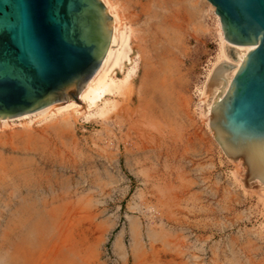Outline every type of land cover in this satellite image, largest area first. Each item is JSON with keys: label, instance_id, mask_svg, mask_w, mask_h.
<instances>
[{"label": "rangeland", "instance_id": "1", "mask_svg": "<svg viewBox=\"0 0 264 264\" xmlns=\"http://www.w3.org/2000/svg\"><path fill=\"white\" fill-rule=\"evenodd\" d=\"M198 1L197 32L169 47L168 148L131 135L139 103L113 96L73 97L69 126L48 111L0 127V264H264V196L243 188L204 115L221 40L215 7Z\"/></svg>", "mask_w": 264, "mask_h": 264}, {"label": "water", "instance_id": "2", "mask_svg": "<svg viewBox=\"0 0 264 264\" xmlns=\"http://www.w3.org/2000/svg\"><path fill=\"white\" fill-rule=\"evenodd\" d=\"M208 1L225 39L256 44L211 108L210 130L230 160H246L245 184H264V0ZM112 27L101 0H0V119L77 96Z\"/></svg>", "mask_w": 264, "mask_h": 264}, {"label": "bare ground", "instance_id": "3", "mask_svg": "<svg viewBox=\"0 0 264 264\" xmlns=\"http://www.w3.org/2000/svg\"><path fill=\"white\" fill-rule=\"evenodd\" d=\"M119 1L101 0L113 20L112 33L99 66L82 86L77 96L87 101L89 107L96 106L99 101H107L112 96L122 99L128 105L139 103V108L135 110V114H139L137 117L139 122L129 125L131 135L133 132L143 145L150 144L151 148H168L171 139H168L166 133L171 120L167 118L166 104L167 100L172 101L171 93H169V84L172 82V78L168 75L171 70L169 47L173 45L175 38L178 39L184 34L185 30L191 36L197 32L201 12L199 1L124 0L121 5L129 12L130 26L126 27L128 30L126 28L123 30ZM216 16L219 20L221 41L219 59L207 79L208 102L204 115L208 125L211 108L223 99L247 52L256 47V44H236L225 39L217 13ZM135 53H137L136 60L132 58ZM126 61L130 63L126 78L116 80L114 76L116 68L123 70ZM136 85L139 86L138 90ZM72 98L59 100L18 116L0 119V127L10 125L17 120L45 114L48 111H54L55 114L60 112L58 119L61 120L62 125H59L69 126L71 115L78 112L79 106ZM62 101H66L63 102L65 104H61ZM104 104L108 105L105 102ZM111 106L115 108L117 104L113 103ZM107 109L110 112L111 107ZM173 109L178 116L179 106H174ZM99 114L107 113L101 109ZM119 116V112L115 113L108 118V121L117 122ZM155 116L159 117L160 123L155 121ZM173 120H176V117ZM165 154H168L167 150L160 151L161 156ZM232 161L236 163L237 176L243 188L254 189L260 196H264V184L259 178L249 180L255 183L245 184L243 176L247 169L246 160L236 158ZM4 173L6 174V167L0 161V198L4 193Z\"/></svg>", "mask_w": 264, "mask_h": 264}]
</instances>
